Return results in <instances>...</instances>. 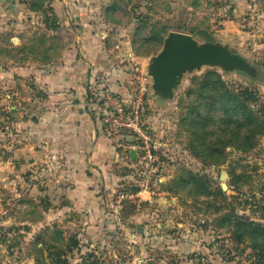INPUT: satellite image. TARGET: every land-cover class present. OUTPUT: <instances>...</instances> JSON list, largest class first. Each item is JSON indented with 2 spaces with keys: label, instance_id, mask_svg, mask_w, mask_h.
<instances>
[{
  "label": "rangeland",
  "instance_id": "1",
  "mask_svg": "<svg viewBox=\"0 0 264 264\" xmlns=\"http://www.w3.org/2000/svg\"><path fill=\"white\" fill-rule=\"evenodd\" d=\"M58 1L0 0L2 82L10 67L56 60L72 40L70 29L58 26L53 10ZM141 1L93 0L89 16L99 21L95 25L105 31L113 61L124 68L123 96L142 94L148 118L163 122L155 136V159L142 167L157 175L164 206L151 221L150 235L140 240L133 229L130 235L138 238L132 239L136 247L128 239L115 241L121 246H114L116 256L127 264H264V0H255L256 9L246 15L248 20L240 27L245 34L219 42L244 59L243 67L203 64L183 73L164 95L153 90L149 64L166 35L191 31L199 43H216L217 37L211 28L194 33L185 24L175 25L156 2ZM211 73L234 93L247 90L239 98L245 99L247 111L261 122L239 149L234 147L240 143L232 136V127L217 114L215 126L207 129L225 143L217 155L199 147L194 140L197 129L190 121V108L204 95L217 94L213 85L202 88L204 79L215 81ZM8 111H0V117L8 116ZM205 139L210 137L206 134ZM3 191L0 264H61L62 258L69 264H89L88 251L67 250L74 235L63 234L55 224L52 228L42 225L40 212L26 201L25 189L18 197L8 188Z\"/></svg>",
  "mask_w": 264,
  "mask_h": 264
},
{
  "label": "crops",
  "instance_id": "2",
  "mask_svg": "<svg viewBox=\"0 0 264 264\" xmlns=\"http://www.w3.org/2000/svg\"><path fill=\"white\" fill-rule=\"evenodd\" d=\"M92 1L59 0L53 8L59 28L74 34L56 60L10 67L4 82L0 74V111L9 109L0 117V195L8 188L18 197L25 189L42 225L76 236L89 264H127L116 256L114 246H121L115 241L128 239L136 247L133 229L140 240L150 235L164 203L154 171L131 157L134 149L126 152L106 138L83 106L88 84L124 91V68L113 61L99 21L89 18ZM154 2L175 25L215 30L216 43L244 33L241 24L256 9L252 0ZM151 119L147 115L156 136L163 122Z\"/></svg>",
  "mask_w": 264,
  "mask_h": 264
},
{
  "label": "built area",
  "instance_id": "3",
  "mask_svg": "<svg viewBox=\"0 0 264 264\" xmlns=\"http://www.w3.org/2000/svg\"><path fill=\"white\" fill-rule=\"evenodd\" d=\"M253 2L255 0H252ZM84 108L96 116L101 133L127 152L134 149L144 165L155 159L156 140L147 123L148 109L142 94L123 97L107 87L87 85ZM126 195H121L123 199Z\"/></svg>",
  "mask_w": 264,
  "mask_h": 264
},
{
  "label": "trees",
  "instance_id": "4",
  "mask_svg": "<svg viewBox=\"0 0 264 264\" xmlns=\"http://www.w3.org/2000/svg\"><path fill=\"white\" fill-rule=\"evenodd\" d=\"M34 2V1H33ZM32 6V5H31ZM215 76V81L210 79H204L202 83V88H207L209 85L215 86L209 98L203 96L199 104L190 108L191 110V122L193 127L197 130L195 131L194 140L199 143V147H203L204 150L211 152L216 155L220 152L225 143L221 142L220 139L213 135V133L208 132V128L215 126V117L217 114H222V118L226 121V124L232 127V136L240 144H233L235 148H244V143L249 141L252 137V133L256 128H260L261 122L258 117H254L246 109L245 99L239 98L240 95H246L247 90H243L240 93H234L230 91L215 74H209ZM206 78V75L204 76ZM218 86V87H217ZM219 91V92H217ZM214 97V98H212ZM200 110L203 112L201 113ZM210 137V140L205 139V135ZM220 156V155H219ZM218 156V157H219ZM219 161V160H216ZM79 240L76 236L70 238V248L67 250H77L79 251ZM90 254H86L89 257ZM61 264H69L68 260L62 258L59 260Z\"/></svg>",
  "mask_w": 264,
  "mask_h": 264
},
{
  "label": "water",
  "instance_id": "5",
  "mask_svg": "<svg viewBox=\"0 0 264 264\" xmlns=\"http://www.w3.org/2000/svg\"><path fill=\"white\" fill-rule=\"evenodd\" d=\"M207 64L224 69L243 67L244 59L219 43H199L191 35L170 31L164 38L160 52L151 58L149 76L157 95L168 93L178 84L183 73ZM131 157L136 156L131 150Z\"/></svg>",
  "mask_w": 264,
  "mask_h": 264
}]
</instances>
